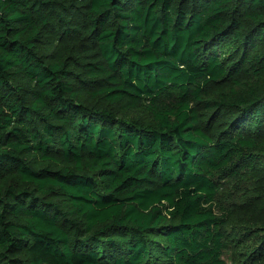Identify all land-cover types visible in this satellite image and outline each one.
Listing matches in <instances>:
<instances>
[{"label": "trees", "instance_id": "1", "mask_svg": "<svg viewBox=\"0 0 264 264\" xmlns=\"http://www.w3.org/2000/svg\"><path fill=\"white\" fill-rule=\"evenodd\" d=\"M247 122L264 0H0V264H229L221 182L263 178Z\"/></svg>", "mask_w": 264, "mask_h": 264}, {"label": "rangeland", "instance_id": "2", "mask_svg": "<svg viewBox=\"0 0 264 264\" xmlns=\"http://www.w3.org/2000/svg\"><path fill=\"white\" fill-rule=\"evenodd\" d=\"M199 108L201 122L204 126L212 130L215 135L223 133V129L226 128L222 126L220 121H225L227 117L215 118L212 112L203 106H199ZM135 114L148 121L152 119V114L145 105L138 109ZM240 131L254 134L260 139L264 138V126L247 122L241 125ZM233 133L237 132L234 131ZM256 167L257 173L255 171L253 175L257 174L263 177L258 181L249 173L247 180L238 179L236 181L240 182L239 184L226 183L225 179L221 182L222 187L218 203L225 209H234L232 217L223 227L229 241L228 253L224 254V257L229 264H264V247L261 242L262 234H264V163L257 164ZM255 185H257L258 193L261 194L249 198V200L243 199L244 191ZM152 237L158 238L157 236Z\"/></svg>", "mask_w": 264, "mask_h": 264}]
</instances>
